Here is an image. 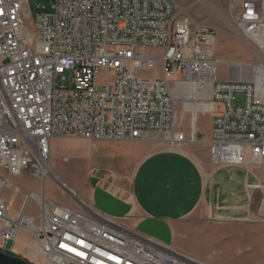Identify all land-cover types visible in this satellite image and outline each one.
<instances>
[{
    "label": "built area",
    "instance_id": "1",
    "mask_svg": "<svg viewBox=\"0 0 264 264\" xmlns=\"http://www.w3.org/2000/svg\"><path fill=\"white\" fill-rule=\"evenodd\" d=\"M30 1L0 0V250L26 231L41 264H207L128 227L127 217L81 207L68 195V204L50 200L44 182L51 142L145 141L154 134L178 146L186 141L172 90L197 92L194 102H204L199 95L208 90L211 165H256L264 183L260 0H230L233 26L256 57L243 80L219 78L215 30L173 0H48L50 13L35 17ZM66 74L69 88L61 85ZM23 173L33 186L9 215L12 200L4 194ZM30 200L36 217L25 214Z\"/></svg>",
    "mask_w": 264,
    "mask_h": 264
},
{
    "label": "rangeland",
    "instance_id": "2",
    "mask_svg": "<svg viewBox=\"0 0 264 264\" xmlns=\"http://www.w3.org/2000/svg\"><path fill=\"white\" fill-rule=\"evenodd\" d=\"M173 2L178 8L187 12L195 22L215 30L216 58L222 62L219 70L221 80L227 79L228 72H233L235 66L241 64L252 66L250 64L254 63L256 57L233 26L230 0H173ZM29 8L32 17L38 13H50L48 0H31ZM144 52L150 55L158 53L155 49H145ZM258 60L264 61V56H259ZM66 75L67 81L61 85L69 88L70 78L68 74ZM104 75L102 73L98 80L103 81ZM234 103L240 105L242 95L236 94ZM177 106L182 111L180 132L186 141L178 146L159 141V136L154 134H150L145 141L122 142L106 140L90 142L77 138H55L51 147L50 175L44 182V194L56 203L68 204L69 196L80 205V202L89 205L81 194L88 193L91 176L95 171L111 167L120 174L132 176L144 156L162 149L185 152L198 165L205 166L208 161L206 137L210 124L209 116L206 114L208 103L177 100ZM192 136H194L193 141ZM60 182H63L72 194L60 188ZM32 186L33 180L27 173L14 178L12 189L4 194L7 200H12L9 215L18 212ZM25 214L30 217H36L38 214L34 200L28 202ZM253 228L255 227L252 224H240L226 229L214 224L199 212L190 215L179 224L178 232L175 234L178 243L170 246L207 264H245L248 253L240 238L236 236L250 234ZM212 229L220 232L218 234L216 231L217 238L211 236V234L216 235L211 231ZM33 243L35 244L33 236L23 231L14 242L8 243L3 251L10 253V248H13L14 255L20 256L31 264H41L39 258L35 256Z\"/></svg>",
    "mask_w": 264,
    "mask_h": 264
},
{
    "label": "crops",
    "instance_id": "3",
    "mask_svg": "<svg viewBox=\"0 0 264 264\" xmlns=\"http://www.w3.org/2000/svg\"><path fill=\"white\" fill-rule=\"evenodd\" d=\"M260 8L264 17V0H260ZM208 129L207 142L210 124ZM260 172L256 165L214 168L209 158L202 167L185 152L162 149L144 156L132 176L111 167L95 171L88 193L81 196L106 214L127 217L128 227L169 246L178 243L179 224L195 213H203L226 229L252 224L255 228L250 234L236 237L246 247L245 264H264V183ZM211 236L217 238V234Z\"/></svg>",
    "mask_w": 264,
    "mask_h": 264
},
{
    "label": "bare ground",
    "instance_id": "4",
    "mask_svg": "<svg viewBox=\"0 0 264 264\" xmlns=\"http://www.w3.org/2000/svg\"><path fill=\"white\" fill-rule=\"evenodd\" d=\"M251 73H252V66L241 64V65L235 66V69H234L233 72L229 71L228 72V74H229L228 77L231 78V79H242V80L243 79H249L250 76H251ZM172 93L174 94L175 99H180L181 101H194L193 97H196L195 94H197V92H195V94H192L190 92V89H188L186 87L182 88L181 90H178V89L174 88V90H172ZM199 96H201V99L204 102H207V100L210 97V93H209L208 90H206L202 94H200ZM172 140L173 139L167 138V139H165L163 141H172ZM63 190L67 191L68 194H72L67 187L63 188ZM80 203H81V205L79 204L80 206L86 207V205H84L82 202H80Z\"/></svg>",
    "mask_w": 264,
    "mask_h": 264
},
{
    "label": "water",
    "instance_id": "5",
    "mask_svg": "<svg viewBox=\"0 0 264 264\" xmlns=\"http://www.w3.org/2000/svg\"><path fill=\"white\" fill-rule=\"evenodd\" d=\"M0 264H31L18 255H9L0 250Z\"/></svg>",
    "mask_w": 264,
    "mask_h": 264
},
{
    "label": "trees",
    "instance_id": "6",
    "mask_svg": "<svg viewBox=\"0 0 264 264\" xmlns=\"http://www.w3.org/2000/svg\"><path fill=\"white\" fill-rule=\"evenodd\" d=\"M2 252H4V251H2ZM5 253H7V254H9V255H14L13 253H9V252H5Z\"/></svg>",
    "mask_w": 264,
    "mask_h": 264
}]
</instances>
